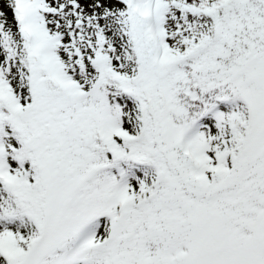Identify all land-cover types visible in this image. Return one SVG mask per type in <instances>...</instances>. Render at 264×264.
Instances as JSON below:
<instances>
[{
  "label": "snow or ice",
  "instance_id": "obj_1",
  "mask_svg": "<svg viewBox=\"0 0 264 264\" xmlns=\"http://www.w3.org/2000/svg\"><path fill=\"white\" fill-rule=\"evenodd\" d=\"M0 264H264V0H0Z\"/></svg>",
  "mask_w": 264,
  "mask_h": 264
}]
</instances>
